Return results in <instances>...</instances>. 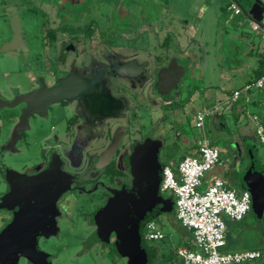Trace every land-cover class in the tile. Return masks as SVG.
I'll use <instances>...</instances> for the list:
<instances>
[{
    "label": "flooded vegetation",
    "instance_id": "flooded-vegetation-1",
    "mask_svg": "<svg viewBox=\"0 0 264 264\" xmlns=\"http://www.w3.org/2000/svg\"><path fill=\"white\" fill-rule=\"evenodd\" d=\"M102 1L105 0H22V3H0V16L7 32L6 37L0 39V45L10 41V19L15 15L19 21L20 42L16 43L15 50L7 51L18 55L32 73L31 81L34 84L23 92L14 89L10 98L0 94V99L10 101L16 94L38 89L42 85L53 86L64 77H68L71 83V94L67 98L41 103L39 112L27 115L23 129L18 132L12 145L5 147L25 103L13 106L17 108V115L7 139L0 145V153L15 151V144L18 140L25 141L30 127L36 130L37 127L48 125L50 133L40 139L37 162L21 171H14L30 176L51 164L68 175V186L55 202L58 212L55 227L62 208L69 205L77 195H86L90 211L85 222L91 229L83 240L80 252L96 245L99 257L111 255L125 264L126 258L116 251L114 234L110 233L106 238L98 235L96 213L105 205L112 190L130 184L131 175L126 158L134 144L146 137H155L161 141L159 151L171 144H179L178 141H171V144L167 142L164 130L153 132V128L149 127L144 131V124L148 125V116L144 113L153 110L155 101L164 117L163 112L168 113L169 110L183 112L182 99L179 97L183 91L179 86L184 84L187 75L183 60L189 63L196 60H192L191 52L180 48L178 43L173 47L166 40L155 39V16L149 14V4L144 3L143 8L139 7L138 25L118 31L107 23L106 8ZM52 7L55 10L51 18L49 11H52ZM121 8L124 9L118 6L115 14L118 19L130 13L125 8L126 13L120 15ZM145 37L151 38L152 43L148 42V38L144 41ZM169 65L172 71L160 80L161 83L171 84V79L180 74L177 66L183 74L177 80V90L172 89L169 96L165 97L158 94L155 87L156 72ZM57 115L60 117L58 121ZM30 121L35 123L34 126ZM169 127H180L178 117L172 120ZM115 133L119 135V140L108 155L106 149ZM243 146L242 152L238 150L235 155L238 159L244 155L246 163L242 167L230 166L225 169L230 182L238 185L243 184L238 173L247 164L246 145ZM6 169L12 168L2 169L4 189L0 195L8 188L3 176ZM3 211L8 217L1 227L11 218L10 210ZM46 253V260L52 264L53 255Z\"/></svg>",
    "mask_w": 264,
    "mask_h": 264
},
{
    "label": "rangeland",
    "instance_id": "rangeland-1",
    "mask_svg": "<svg viewBox=\"0 0 264 264\" xmlns=\"http://www.w3.org/2000/svg\"><path fill=\"white\" fill-rule=\"evenodd\" d=\"M237 1L243 10L247 11L254 0ZM1 2L22 3V0H0ZM225 2L226 0H149V2L147 0L139 2L136 0H105L101 3L106 8L107 23L112 25L113 30L118 31L138 25L140 22L137 20L140 17L137 14L141 10L139 7L144 3L149 4V14L155 16L153 26L155 29L153 33L157 37L154 36L155 39L166 40L173 47L178 43L180 48H186L191 52L190 57L196 61L189 63L187 60H183L185 73L187 74L189 66L191 69L196 66V70L192 69V76L186 75L184 84L179 86V89L183 90L179 96L183 106L187 92L193 91L194 88H197L199 93L207 92L209 96L206 99L207 104L217 100L221 101L219 104L223 103L227 99L226 93L241 88L245 80H251L249 78L252 76V70L256 67V54L246 55L244 59L240 55L245 44H252L253 47L260 45L264 51V39L257 31L251 30L250 21L241 14L233 17L230 12L225 11L222 8L225 6ZM118 6L124 7V9H120V15L126 13L125 8L130 13L118 19L115 16ZM54 10L55 8L52 7V11H49L51 18ZM79 10L82 9L79 8ZM24 21H26V17H24ZM24 23L27 27L26 22ZM260 24L264 25V14ZM6 35L3 18L0 16V39L5 38ZM146 38L148 37H145L144 41ZM147 40L149 43L153 41L151 38ZM244 42L245 44H243ZM28 44L32 48L30 40ZM262 58H264V53ZM31 78L32 73L23 65L18 55L10 51L0 52V94L2 96L10 98L14 89L23 92L32 87L34 84ZM246 99V103L236 107L234 112H229L223 107V104L220 105L223 113L219 116L221 126L212 122V113H210L204 117L201 131L194 127V114L191 111V107L196 105L197 101L185 105L183 112L171 108L173 111L163 112L165 117L162 116L161 110L157 109L159 104L155 101L153 110L144 113L148 116L149 125L144 124V131L149 127L153 128V132L164 130L167 134L166 140L170 144L171 141H178L185 145L199 140L202 137L201 132H203V136L208 142L219 149L218 161L206 173V177L224 178L225 175L218 171L220 167L224 169L230 166L242 167L246 163L244 155L241 159L236 158L235 155L239 149V151L243 150L242 145L254 144L257 159L264 165V144L259 143L253 137V123L250 120V114L255 113L264 126V89L250 90L247 92ZM16 115L17 108L0 107V145L7 139ZM57 116L56 120L58 121L60 117ZM184 116L186 117L184 118ZM176 117H178L180 127L175 129L169 127ZM33 124L35 123H31L32 126H34ZM49 133L48 125L37 127L36 130L30 127L25 141L18 140L15 144V151L6 150L0 153V194L4 189L1 179L2 169L9 167L21 171L24 167L36 163L39 158L40 139ZM176 145H169V149L173 151ZM158 153V159L161 162L164 160L169 163L163 158L162 149ZM184 154L186 152L181 153L178 150L176 158L178 159ZM206 180L207 178L204 179L201 188L206 185ZM233 185L237 189L240 188L238 184ZM86 201V195H77L69 205L62 208L61 217L56 218V232L49 237H40L38 246L51 256L53 255L52 264H98L100 262L102 264H121L122 260L115 259L111 255L99 257L96 245L87 251L80 252L83 240L91 229L85 222L90 211ZM7 217L8 214L0 209V227ZM153 221L163 237L160 240L146 242L155 251V256L150 264H179L175 249L183 243L185 238L189 237V232L181 230L174 217L173 209L156 215ZM224 222L226 244L222 250L258 249L260 252L264 251V210L260 215H257L249 209L240 221L224 218ZM18 264H27V262L21 257ZM252 264L261 263L255 261Z\"/></svg>",
    "mask_w": 264,
    "mask_h": 264
},
{
    "label": "water",
    "instance_id": "water-1",
    "mask_svg": "<svg viewBox=\"0 0 264 264\" xmlns=\"http://www.w3.org/2000/svg\"><path fill=\"white\" fill-rule=\"evenodd\" d=\"M262 10L260 0H254L246 14L260 24ZM10 23L12 37L0 45V52L15 50L16 43L20 42L18 18L12 16ZM177 67L180 74L171 79L170 85L160 80L171 73V66L158 69L155 83L158 94L168 97L172 89L177 90V80L183 74L181 68ZM70 94V80L64 77L53 86L42 85L38 89L16 94L10 101L0 99V107L25 103L5 147L12 145L18 132L23 129L27 115L39 112L41 103L67 98ZM118 140L119 135L115 133L106 149L108 155ZM160 146L161 141L155 137H146L134 144L126 158L130 184L112 190L105 205L96 213L98 235L106 238L110 233L114 234L116 251L126 258L125 264L151 263L153 251L141 238L143 226L156 215L172 208V201L162 197L158 190L164 165L158 159ZM245 155L247 164L238 173V178L250 194L251 210L260 215L264 209V165L257 159L254 144H246ZM3 176L8 188L0 195V209L10 210L11 218L0 228V264H18L21 257L32 264H50L46 260L48 254L38 247V238L55 231V216L58 214L55 202L67 188L69 176L51 164L34 175L6 169Z\"/></svg>",
    "mask_w": 264,
    "mask_h": 264
},
{
    "label": "built area",
    "instance_id": "built-area-1",
    "mask_svg": "<svg viewBox=\"0 0 264 264\" xmlns=\"http://www.w3.org/2000/svg\"><path fill=\"white\" fill-rule=\"evenodd\" d=\"M263 7L264 1L260 0ZM227 10L232 15H243L250 21L251 30L257 31L264 39V25L252 20L236 0H228ZM264 89V70L241 88L230 92L231 99L240 95L246 99L250 90ZM210 109L194 112V126L200 131L203 120ZM253 137L264 144V126L259 117L252 113ZM196 143L193 154H184L174 163L173 168L164 164L158 190L162 197H173V214L181 228L190 233L191 243L175 249L179 264H252L259 261L258 249L222 250L226 244V225L224 218L240 221L249 211L250 194L247 190H237L220 177H213L203 188L202 180L210 168L217 163L219 149L211 145L203 136ZM163 237L154 221L143 226L141 238L147 241L160 240Z\"/></svg>",
    "mask_w": 264,
    "mask_h": 264
},
{
    "label": "crops",
    "instance_id": "crops-1",
    "mask_svg": "<svg viewBox=\"0 0 264 264\" xmlns=\"http://www.w3.org/2000/svg\"><path fill=\"white\" fill-rule=\"evenodd\" d=\"M237 1V0H236ZM262 1V0H261ZM264 1V0H263ZM227 2H228V0H226V2H225V6H223L222 8L225 10V11H228V12H230L229 10H227V8H226V5H227ZM238 2V1H237ZM231 13V12H230ZM232 15V14H231ZM233 17L234 16H237V15H232ZM262 17H263V14H262ZM246 18V17H245ZM243 40H244V38H242ZM245 41V40H244ZM243 44H245V42L243 43ZM256 54V56H257V64H256V67L252 70V76L249 78V79H252V78H254V73H255V71L257 70V68H258V66H259V64H260V62H259V59H261V57H262V54L264 53V51H263V49L260 47V45H258L257 47H253L252 46V44L250 45H247V44H245V46L242 48V51H241V56H242V58L244 59V57L246 56V55H251V54ZM240 56V57H241ZM192 63V62H191ZM193 69V68H192ZM191 68H190V66L188 67V72H187V75H189V77L190 76H192V71L193 70H196V66L194 67V69L192 70ZM198 77H201L200 75H198ZM247 81H249V80H245V82H247ZM244 82V83H245ZM234 90V89H233ZM187 96H186V98H185V102H184V104H183V111H184V106L185 105H188V104H190V102H192V101H197L196 102V105H194V106H192L191 107V111L193 112V114H194V112L196 111V110H200V109H205V108H208V109H210V113H212V122H214V124H217L219 127L221 126L220 125V122H219V119H220V117L219 116H221L223 113H222V110L220 109V105H222L223 104V107L224 108H226L229 112H234V110L236 109V107H239L240 105H242V104H245L246 103V101H247V99H245V98H243V97H241V98H237V99H231L230 98V92L229 93H226V100H224V102L223 103H221V104H219L221 101L220 100H217L216 102H212V103H209V104H207L208 102H206V99H207V97L209 98V96H208V94H207V92L206 91H204V92H201V93H199V91L197 90V88H194V90L192 91V90H189L188 92H187V94H186ZM210 95V94H209ZM251 102L253 103V100H251ZM222 107V108H223ZM204 121V120H203ZM217 123H216V122ZM200 140V139H199ZM199 140H197V141H194V142H192V143H189V144H182L181 142H179V144L175 147V149L172 151V150H170L169 149V147L171 146H166L164 149H162L163 150V158H165L167 161H169V163H166L164 160H162V163H164V164H168V165H170V166H174V163L178 160L177 158H176V154H177V151L179 150V151H181V153L183 152V153H185L186 152V154H193L194 153V148H195V146H196V143L198 142L199 143ZM167 142H168V140H166ZM210 143V142H209ZM215 146V145H214ZM243 147V145L241 146V148ZM240 150V149H239ZM239 152H241V151H239ZM237 153V152H236ZM240 157V156H239ZM176 159V160H175ZM218 171H220L221 172V174L223 173L224 175H225V169L224 168H219V170ZM213 177H217V176H210V177H206V174H205V176H204V178H203V180H202V185L204 184V179L205 178H207V180H206V182H205V184H208L209 183V181L213 178ZM233 178V177H232ZM223 180H225V181H230L229 180V178H227V175H225L224 176V178H222ZM230 185H233V183L231 184V182H228ZM234 186V185H233ZM235 189H237V188H235ZM181 228V227H180ZM181 230L182 231H184L182 228H181ZM190 236L189 237H187V238H185L184 240H183V243H187V244H190L191 243V241H190ZM182 243V244H183ZM181 244V245H182Z\"/></svg>",
    "mask_w": 264,
    "mask_h": 264
},
{
    "label": "trees",
    "instance_id": "trees-1",
    "mask_svg": "<svg viewBox=\"0 0 264 264\" xmlns=\"http://www.w3.org/2000/svg\"><path fill=\"white\" fill-rule=\"evenodd\" d=\"M259 62H260V64H259V66H258V68H257V70L255 71V73H254V77H257L263 70H264V58H262V59H259ZM211 145H213L212 143H210ZM172 167V166H171ZM173 168V167H172ZM241 184V183H240ZM239 184V186H240V188L239 189H237V190H247L246 188H245V186L243 185V184H241L240 185ZM233 186V185H232ZM234 187V186H233ZM234 188H236V187H234ZM248 191V190H247ZM165 198H168V199H170L171 201H172V208H171V210L173 209V197H172V195H170V194H168V195H166L165 196ZM250 204H251V199H250ZM250 210H251V206H250V208H249ZM152 221H153V219H152ZM179 225V224H178ZM179 227H180V225H179ZM183 229V228H182ZM184 231H186L185 229H183ZM187 232V231H186ZM189 236H190V233H189ZM190 238H191V236H190ZM183 244H186V243H183ZM182 244V245H183ZM152 248V256H151V260L154 258V256H155V251H154V249H153V247H151ZM259 262L261 263V264H264V251H262L261 252V258L259 259Z\"/></svg>",
    "mask_w": 264,
    "mask_h": 264
}]
</instances>
